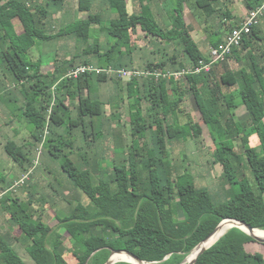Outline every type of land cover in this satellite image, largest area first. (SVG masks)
I'll use <instances>...</instances> for the list:
<instances>
[{
  "label": "trees",
  "instance_id": "obj_1",
  "mask_svg": "<svg viewBox=\"0 0 264 264\" xmlns=\"http://www.w3.org/2000/svg\"><path fill=\"white\" fill-rule=\"evenodd\" d=\"M67 1L0 0V104L4 106L0 118H4L1 113L10 112L17 122L24 121L31 127L35 147L46 135L41 152L61 161L62 170L95 207L91 210L78 204L64 218L56 215L58 225L51 227L33 199L5 194L0 208L9 216L11 228L5 234L0 232V264H27L16 243L26 246L34 264H71L68 255L73 264H106L112 251H127L151 264H183L225 220H237L264 231L261 25L208 73L180 80L120 79L103 73L67 77L70 70L81 65L154 73L194 69L205 55L192 36L185 9L193 11L191 17L204 26L211 47L217 48L222 41L215 35L210 19L218 17L228 32L240 27L243 20L234 8L240 0H167L172 15L166 26L150 10L153 0H78L82 18L52 32V22L65 11ZM243 3L249 13L264 0ZM98 4L101 12L94 13ZM138 4L140 13L135 11ZM104 10H112L111 17L103 15ZM16 19L24 27L21 33L16 29ZM105 20L109 21L107 25ZM141 34L155 38L147 42L154 49L147 50V44L140 48ZM64 38L74 41V56L56 59L54 70L43 73L42 61H34L31 50L39 41L59 42ZM232 60L245 65L234 70ZM7 75L14 81L13 90L20 87L22 99L3 79ZM109 82L113 91L105 100L99 87ZM188 95L194 98L199 122L183 107ZM128 98L133 101L127 102ZM124 102L130 109L129 125H125L130 130V143L124 139L126 147L125 134L115 126L121 122ZM234 120L236 131L230 132L226 125ZM205 128L215 146L214 164L223 168L218 197L198 187L189 172L181 173L171 157L172 141L198 140ZM112 137L115 148L125 150L120 162L109 166L98 146ZM254 137L260 142L258 147L250 144ZM237 139L242 142V153L236 150ZM31 146L28 150L17 147L9 153L24 171L34 165ZM242 158L246 159L251 178L241 164ZM41 168L38 165L35 173ZM3 182L7 180L0 169ZM59 195L63 196L64 191ZM16 230L20 231L18 235ZM61 230L68 233L71 249L66 247ZM250 244L264 247L241 229L232 228L196 264H264V252L249 253Z\"/></svg>",
  "mask_w": 264,
  "mask_h": 264
},
{
  "label": "rangeland",
  "instance_id": "obj_2",
  "mask_svg": "<svg viewBox=\"0 0 264 264\" xmlns=\"http://www.w3.org/2000/svg\"><path fill=\"white\" fill-rule=\"evenodd\" d=\"M69 1H71L72 7H70L67 4V9H69L70 7L71 8L70 11L72 12V14L70 17H66L64 15L63 17L58 18L56 23L53 22V26H55L54 30L56 32L59 30L60 27L63 26L64 23L71 21V20L72 21L78 20L77 17L79 16L78 15L79 12L77 10L76 0H69ZM159 3H163L162 4L163 7L166 6V9H168L167 12H170L169 9H172V6L170 5V3L167 2V0H153L150 5L155 15L159 14V11L163 9V7L160 8L158 6ZM166 3H168L170 6L167 5ZM242 6H243V2H242ZM137 9H139L140 11V7ZM110 13H113L112 10H110V12H108L107 10H104V13L102 14L103 15L106 14L107 16ZM211 19H214L217 23H221L220 19L216 16L211 17ZM188 21L192 27L195 26V30L193 33L195 38L199 41L201 40V42L203 43L204 41L202 40V38L205 36V34H204V31L202 32L201 30L202 26H198L197 18H194V17L192 18L190 15H188ZM14 23L19 33L24 31V27L18 19H16ZM108 23L109 21L107 20L104 21V25H107ZM224 29L226 30L227 28H224ZM140 38L142 40V43H140L141 46H146L147 44L148 48L154 49L155 47L154 45H151L150 43L145 44V42H143L144 40L143 34L140 35ZM149 38H151L152 40L155 39L151 36ZM64 45H66L67 47H65ZM73 46H74V41L67 39V38L65 40H60L59 43L57 42V40H53L49 42L39 41L37 43V46L31 50V56L34 61L41 60L42 61V66H41L42 72L48 73L54 70V64H55L56 59L63 61V60H66L67 58H72L74 56L75 49L73 48ZM200 47L202 49V52L206 56V51H205L203 44H200ZM209 48H211V45H209ZM244 65H245L244 62L240 64L237 63L235 60H232L231 62V66L234 70H238L242 68ZM0 75H1V71H0ZM3 79L7 82V85L10 86V89L13 90L14 81L10 77V75L5 76ZM18 90H20V87L18 88ZM18 90H13V91L15 92L18 99H22V96ZM112 91H113L112 87H104L101 90L102 98H104L105 100H108L109 97H111ZM130 99H133V98H130ZM130 99H128V102H131L129 101ZM8 105H10V103H8ZM183 107L186 110V112H188L193 117L195 121L197 122L200 121V114L195 104L193 96L188 95L186 101L183 104ZM108 113H111V109L109 106H108ZM120 113L122 117L121 122L116 123L115 126H116L117 131H121V133L125 134L124 136L127 139L126 141L129 142L128 135L130 134V130L128 126L125 127V125H129V117H130V109L127 103L124 102V104L122 105V108L120 109ZM239 116H242V115H239ZM23 122L24 121H19L13 125L14 132L16 134L11 131L6 132L5 130H3L2 132V130L0 129V169H1V172L7 178V182L0 183V194H2L4 190L10 188L9 183L13 181L15 177L20 176L19 177L20 179L24 175V173L29 170L28 169L27 171H24L23 169H21L22 170L21 171L19 169L21 167L17 165V163H15L11 159V157L9 156V153L12 151H15L17 147L24 148L25 146L26 150H28L29 145H32L30 148H31L32 157H34L33 159L34 164H35V159L39 153V148L41 146V143H36L39 145L35 147V140L31 138L29 126ZM235 122L236 121L234 120L230 122V125H226L227 129L230 132L236 131ZM1 126H5V125H4V121L0 119V127ZM16 131H18V133ZM143 143L145 142L142 141V144ZM250 144L252 147H258L260 142L258 141L257 138L254 137L250 139ZM241 145H242V142L239 139H237L235 141V147H236L237 152L239 153H242ZM124 150L125 149L123 148H118L115 154L117 155L116 157L113 155H106L105 159L107 161V164H109V166H112L114 164L112 159H114L115 162L119 163L120 158H121L120 155L124 154ZM170 150H171V157L173 158L172 162L176 165L177 169H179L181 173L189 172L195 177L196 184L198 187L207 188L211 191V193L214 196L218 197V195L220 194V191L222 190L221 187L223 185L221 182L223 168L220 164L218 165L214 164L215 146H214L213 140L207 128H205L204 134L198 140H192L190 138L186 141L184 140L172 141L170 145ZM44 154H47V153H44ZM44 154L43 153L41 154L39 166L40 167L42 166L41 169L44 170L45 168L47 169L48 163H51V165H49V167L52 169L51 174H48L46 176L45 174H41L40 172L37 173L36 171L35 178L32 181V183H34L35 181V190H32L29 186H28L29 188L24 186L25 188L21 187L20 189H18V192L16 193L12 192V193H14L15 195L19 194V196L23 199H33L35 201V206L39 208V212L43 214L45 222L49 224L51 227H56V225H58V220L56 218V215L60 216L61 218H64L67 215V212L70 211V208L72 207L73 209L78 204H83L87 208L93 210L95 205L93 204V202L90 201V199L88 198L86 194H84L82 191L78 190L74 186L73 182L69 179L66 173L62 170L61 161L53 158L52 156L50 157L49 155L47 156ZM240 161H241L243 168L246 169V171L248 172L251 178V174H250V171L248 170L246 159L242 158ZM14 166L18 170H13L12 168ZM51 184H53V188L51 187ZM226 189L229 191L230 190L229 186L226 187ZM63 191H64V195L60 196L59 195L60 192L63 193ZM61 209L65 210L66 212L61 211ZM8 218L9 216H7L6 213H4L2 209L0 208V229L1 230L3 229L4 232H7L9 228H11ZM62 232H64V230H62ZM15 233H16L15 235H18L20 231L16 230ZM66 235H67L66 243L68 245V249H71L72 244L70 242L69 235L67 233ZM16 244H17L16 245L17 250H19L20 254L25 259L27 264H34L33 260L28 254L26 246L20 245V243H16ZM247 251L251 254L255 252H264V247L250 244L247 246ZM67 258L71 261L72 256L68 255ZM119 263L130 264L127 262H119Z\"/></svg>",
  "mask_w": 264,
  "mask_h": 264
},
{
  "label": "built area",
  "instance_id": "obj_3",
  "mask_svg": "<svg viewBox=\"0 0 264 264\" xmlns=\"http://www.w3.org/2000/svg\"><path fill=\"white\" fill-rule=\"evenodd\" d=\"M264 18V3L258 7L257 9H254L250 11L245 18L243 19V22L240 27L235 28L232 32H229L225 39L221 42L219 47L212 48L209 55L205 56V60L200 61L199 65L196 66L194 69H187L182 72H145V71H139V70H129V69H123V70H115V69H100L94 66H86L81 65L76 67L75 69H72L69 71L67 77L72 79H78L84 74H107L108 76H116L120 79H131V78H147V77H156L159 79H175L180 80L183 77H186L188 75H194V74H201L203 72L208 73L211 71L213 66L215 64H218L220 62H223L229 57L233 50L235 48H239L242 45L243 39L251 34L252 29L258 25H260L262 19ZM46 135L44 137L43 143H41V146L39 148L38 158L34 164L33 167H30L27 172L24 173V175L17 180L13 186H11L7 191L3 192L0 195V198H2L5 194L9 192H18V189L21 187L26 186L29 182L33 180V177L35 175V169L39 165L40 156L42 154V149L44 142L46 141Z\"/></svg>",
  "mask_w": 264,
  "mask_h": 264
},
{
  "label": "crops",
  "instance_id": "obj_4",
  "mask_svg": "<svg viewBox=\"0 0 264 264\" xmlns=\"http://www.w3.org/2000/svg\"><path fill=\"white\" fill-rule=\"evenodd\" d=\"M68 2H70V3H68ZM152 2V1H151ZM242 2H243V0H240V2L239 3H237L235 6H234V8H235V12H236V14H237V16H239L242 20L245 18V16L247 15V13H248V10L246 9V7L244 6V3H243V6H242ZM67 4L70 6V7H72V3H71V1H67V3H66V6H65V11L62 13V14H59L58 16H57V18H56V20H54L53 22L54 23H56L57 22V19L58 18H60V17H63L64 15L66 16V17H70L71 16V14H72V12L70 11L71 10V8L69 7V9H67ZM163 3H159L158 4V6L160 7V8H162L163 7V5H162ZM76 5H77V10H78V0H76ZM140 7V11H139V9H137V8H139ZM150 7V10L152 11V13H153V15H154V17L156 18V20L160 23V24H162V25H164V26H166V24L170 21V18H171V15H172V9H169L170 10V12H167V10L168 9H166V6L165 7H163V9L161 10V11H159V14H154V12H153V10H152V8H151V5L149 6ZM135 11L137 12V13H139V12H141V6L138 4L136 7H135ZM79 12V11H78ZM93 12L94 13H100L101 12V6H100V4H98L94 9H93ZM188 12H190V13H188ZM80 13V12H79ZM78 13V19H81L82 18V16L83 15H81V14H83V13H80L79 14ZM185 13H186V15H187V17H188V15H190V16H193V11H190L189 9H185ZM109 16L110 15H108L107 16V18H109ZM111 17V16H110ZM160 17V18H159ZM76 18V17H75ZM76 21V20H75ZM53 22H52V24H53ZM70 22H73L72 20L71 21H68V22H66V23H64L63 25H65V24H68V23H70ZM210 22H211V24H213V26H214V30H215V35H218V38L221 40V41H223L224 39H225V37H226V35L229 33L227 30H225L224 29V26H223V24L222 23H217L214 19H210ZM261 27H262V30H263V32H264V18L262 19V21H261ZM191 26V25H190ZM198 26H201V24H200V22L198 21ZM51 30H52V32H56L54 29H55V26H52L51 25ZM203 28H204V26H202V32H203ZM60 29V28H59ZM192 29H193V31H192V36L194 37V39L197 41V42H200L199 44H203V46H204V48H205V51H206V56H208L209 55V53H210V51H211V48H209V45H211V43H210V41H211V39H207V37H203L202 38V40L204 41L203 43L201 42V40L199 41V40H197L196 38H195V36H194V30H195V26L194 27H192ZM215 37V36H214ZM213 37V38H214ZM145 38H147V40H145ZM216 38V37H215ZM66 38H64V39H62V40H65ZM144 41L143 42H145V44L147 43V42H149V41H154V39L152 40L151 38H148V37H145L144 36ZM73 41V40H72ZM158 42H160V41H158ZM59 43V42H58ZM65 47H67L66 45H64ZM141 48H143L144 46H140ZM167 48H169V46H167ZM151 48H149V49H147V50H150ZM48 52V51H47ZM75 53V52H74ZM70 58H67V60H69ZM109 86H111L112 87V85H110V82L108 83V84H106V85H104L103 87H99V90H102L104 87H109ZM113 88V87H112ZM129 99V98H128ZM128 99H127V102H128ZM129 101H133V99H130ZM128 104V103H127ZM10 105H12V103H10ZM3 108H4V106L3 105H1L0 104V111L1 112H4V110H3ZM108 108V107H107ZM110 113H108V115H109ZM1 116L2 117H4V118H2V120L4 121V125L5 126H1L0 127V129L2 130V132H3V130H5L6 132H9V131H11V132H14V128H13V125L14 124H16V119H13L12 118V116H10V112H7V114L5 115V114H3V113H1ZM1 119V118H0ZM31 127H29V129H30ZM113 128H115V127H113ZM17 133H18V131H16ZM15 133V132H14ZM112 133L114 134V131H113V129H112ZM16 134V133H15ZM113 136V135H112ZM113 138V137H112ZM127 140L126 139V137L123 135V147H126L127 146V144L125 143V140ZM118 148H115V141H114V138H113V140H110L109 142H102L101 144H99V146H98V150L99 151H101V154L104 156V157H106V155H113V156H117V155H115L116 154V150H117ZM46 158V157H45ZM112 161L113 162H115V160L114 159H112ZM49 165H51V163H48V167H47V169L45 168L44 170H42V169H38V171H37V173L38 172H40L41 174H45L46 176L49 174V172L51 171V168L49 167ZM13 170H18L15 166L12 168ZM20 170L22 169V168H19ZM22 171V170H21ZM44 175V176H45ZM6 177V176H5ZM20 177V176H19ZM19 177H15V179H13V181H11L10 183V187L12 186V184L17 180V179H19ZM49 177V176H48ZM34 178H35V176L33 177V180H34ZM6 180H7V178H6ZM32 180V181H33ZM29 187L32 189V190H35V181H34V183H32L31 182V184H29ZM28 187V188H29ZM70 209H72V207L70 208ZM49 225V224H48ZM50 226V225H49ZM0 232H2V233H4L5 234V232L3 231V229L1 230L0 229ZM16 232V231H15ZM14 232V233H15ZM61 233L66 237L67 235H66V233L67 232H62V230H61ZM16 234V233H15ZM68 234V233H67ZM66 240L67 239H65V244H66V247L68 248V245H67V243H66ZM74 262H72V260H71V264H73Z\"/></svg>",
  "mask_w": 264,
  "mask_h": 264
},
{
  "label": "bare ground",
  "instance_id": "obj_5",
  "mask_svg": "<svg viewBox=\"0 0 264 264\" xmlns=\"http://www.w3.org/2000/svg\"><path fill=\"white\" fill-rule=\"evenodd\" d=\"M239 224L234 221H225L221 224L218 231L205 243L201 244L195 251L192 252V254L188 257L185 264H194L198 257L207 249L211 248L213 245H215L229 230L232 228L238 226ZM245 228V227H244ZM247 231L248 229L245 228ZM249 232V231H248ZM250 234L253 237H258L264 239V232L261 230H254L251 231ZM119 262H127L130 264H151L147 262H141L137 260L136 258L132 257L131 255H127V253H114L113 256L109 260V264H116Z\"/></svg>",
  "mask_w": 264,
  "mask_h": 264
},
{
  "label": "water",
  "instance_id": "obj_6",
  "mask_svg": "<svg viewBox=\"0 0 264 264\" xmlns=\"http://www.w3.org/2000/svg\"><path fill=\"white\" fill-rule=\"evenodd\" d=\"M225 221H234V222H237L239 225L236 226V227H234V228H239V229H241L242 231H244L246 234H248V235L251 236V237H253V236L250 234V232L256 230V229H254L253 227H251L250 225H247V224H245V223H243V222H240V221H237V220H225ZM225 221H223V222H225ZM223 222H222V223H223ZM222 223H221V224H222ZM221 224L217 227V229H216V230H215V231H214V232H213V233H212V234H211V235H210V236H209V237H208L203 243H205L207 240H209V239H210V238H211V237H212V236L218 231V229H219V227L221 226ZM244 227L247 228L249 232H248ZM253 238H254L255 240H257L258 242H260V243H264V239H262V238H258V237H253ZM203 243H201V244H203ZM201 244H200V245H201ZM200 245H199V246H200ZM199 246H198V247H199ZM198 247H197V248H198ZM197 248H196V249H197ZM196 249H195V250H196ZM209 249H210V248H209ZM195 250H194V251H195ZM207 250H208V249H207ZM204 252H205V251H204ZM204 252H203L202 254H204ZM114 253H127V254L131 255L132 257L136 258L137 260L143 262V261L140 260L136 255H134L133 253L127 252V251H112L111 257L113 256ZM202 254H201V255H202ZM201 255H200V256H201ZM200 256H199V257H200ZM111 257H110V258H111ZM188 257H189V256H188ZM199 257H198V258H199ZM187 259H188V258H187ZM109 260H110V259H109ZM186 261H187V260H186ZM186 261H185V262H186ZM185 262H184V263H185ZM196 262H197V260H196ZM196 262H195L194 264H196ZM184 263H183V264H184ZM106 264H109V261H108Z\"/></svg>",
  "mask_w": 264,
  "mask_h": 264
}]
</instances>
